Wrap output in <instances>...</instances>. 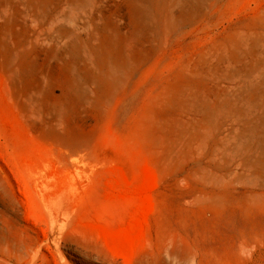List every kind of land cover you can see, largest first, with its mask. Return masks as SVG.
Returning a JSON list of instances; mask_svg holds the SVG:
<instances>
[{
	"label": "rangeland",
	"instance_id": "1",
	"mask_svg": "<svg viewBox=\"0 0 264 264\" xmlns=\"http://www.w3.org/2000/svg\"><path fill=\"white\" fill-rule=\"evenodd\" d=\"M0 264H264V0H0Z\"/></svg>",
	"mask_w": 264,
	"mask_h": 264
}]
</instances>
